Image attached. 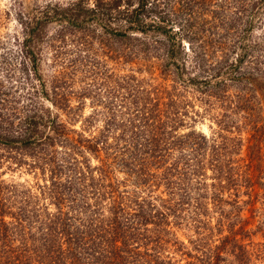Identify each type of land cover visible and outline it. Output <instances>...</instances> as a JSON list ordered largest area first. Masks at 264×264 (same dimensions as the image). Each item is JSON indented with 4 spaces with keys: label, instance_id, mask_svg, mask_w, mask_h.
Here are the masks:
<instances>
[{
    "label": "trees",
    "instance_id": "16d2710c",
    "mask_svg": "<svg viewBox=\"0 0 264 264\" xmlns=\"http://www.w3.org/2000/svg\"><path fill=\"white\" fill-rule=\"evenodd\" d=\"M208 1L67 0L22 8L21 32L12 38L16 64L6 74L17 70L23 88L0 81V146L38 182L8 183L0 175V264H264V242L257 241L264 240V158H243V140L233 136L240 134L233 117L248 119L258 99L256 80L241 68L249 49L234 60L226 50L209 56L208 49H186L172 18L180 5ZM52 23L60 30L53 41L73 32L87 52L107 37L125 45L116 60L143 56L162 82L113 74L74 92L90 56L47 82L40 66ZM243 82L244 92L229 94L231 84ZM16 87L26 93L16 96ZM92 93L98 108L76 129ZM215 107L222 114L213 134L197 131ZM184 231L192 233L184 234L187 241Z\"/></svg>",
    "mask_w": 264,
    "mask_h": 264
},
{
    "label": "rangeland",
    "instance_id": "374dc122",
    "mask_svg": "<svg viewBox=\"0 0 264 264\" xmlns=\"http://www.w3.org/2000/svg\"><path fill=\"white\" fill-rule=\"evenodd\" d=\"M50 1L53 3L57 1L67 2V0H0V81L5 86H10L13 79L18 81V84L23 88V79H20L21 75L17 70L10 71L8 75L6 74L10 68H15L16 64L15 52L12 50V38L16 32H21L20 11L22 8L24 12L31 11L38 5L44 6ZM177 9V14H174L172 18L176 20L175 27L179 28L181 35L184 36L186 49L191 47L197 53H203L204 50L202 49H208L209 56H222L223 50H226V54H230L232 60L240 55L241 48L249 49L251 58H247L241 68L243 72L251 74V79L256 80V93L251 88L250 90L256 94L258 99H255V107L250 111L251 114L248 119L241 118V115L233 117V124H236L237 130L240 131V134L234 133L233 136H240L239 138L243 140V158L249 160L252 155H261L264 158V0H211L205 5L196 3L191 9H184L182 5L178 6ZM248 20L251 25L247 26ZM48 28L52 37L46 40L40 66L47 82L56 73L63 71V74L67 73L68 75L71 72L70 62L78 59L83 60L86 56L93 59L91 60L93 64L89 66L91 69L80 66L76 75L79 82L75 85L74 92H80L82 88L87 87L86 83L92 82L91 79L94 77L99 80L100 77H111L113 74H117V76H135L146 83L153 82L157 84L162 82V79L159 78V72L152 75V69L146 67L147 60L143 59V56H138L130 62H126L124 59L116 60V52L124 50L125 45L106 37L103 42L97 41L89 46L87 52L80 51L78 44V36L80 35L65 32L63 40L53 41L56 34L60 33L59 26L52 23ZM47 41L49 44L53 42L52 47L51 45L48 46ZM235 47L239 48L234 50ZM232 51L234 52L232 53ZM63 68H68L67 72ZM92 72L97 75L92 76ZM6 75L7 77H5ZM71 76L73 77L74 74L72 73L68 77ZM82 79H84L83 82H80ZM153 79H157V81ZM243 85L247 84L245 82L233 83L227 90L229 94L236 95L238 91H242ZM14 90H16V96L18 97L24 92L26 93V90L24 91L21 88L18 90L16 87ZM101 95L105 96L104 92ZM190 96L192 95L190 94ZM96 100H98V97L94 98V93L86 96L85 103L77 112V116L80 118L74 123V128L80 129L82 121L93 112L94 108H98L95 103ZM73 104L78 105V101L73 100ZM199 106L198 108H200ZM221 114V109L215 107L204 118V121L196 123V130L211 136L213 130L217 128L215 118L219 119ZM61 116L62 119L67 118L63 113ZM101 125L102 121L94 124L93 131L96 133V128H100ZM12 156L14 155L0 146V175L2 180L8 183L34 186L38 182L35 173L30 172L26 166L15 164V161L9 159ZM92 164L97 165L98 161L92 158ZM118 176L123 178L124 174L119 172ZM37 177L40 179V174ZM40 181L43 183L42 179ZM262 184L264 185V179ZM259 193L260 201L264 202V190H259ZM247 199V197L243 198V200ZM261 202L257 203L258 208L262 207ZM184 234L191 235L192 233L180 232L182 239L187 241ZM257 241L264 242L261 235L258 236Z\"/></svg>",
    "mask_w": 264,
    "mask_h": 264
}]
</instances>
